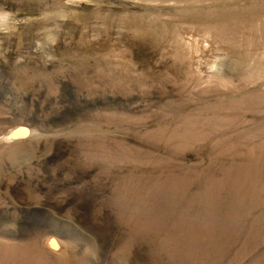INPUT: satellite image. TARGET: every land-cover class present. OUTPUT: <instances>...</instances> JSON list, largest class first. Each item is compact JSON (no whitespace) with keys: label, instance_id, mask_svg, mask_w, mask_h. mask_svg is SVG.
Here are the masks:
<instances>
[{"label":"rangeland","instance_id":"rangeland-1","mask_svg":"<svg viewBox=\"0 0 264 264\" xmlns=\"http://www.w3.org/2000/svg\"><path fill=\"white\" fill-rule=\"evenodd\" d=\"M0 264H264V0H0Z\"/></svg>","mask_w":264,"mask_h":264}]
</instances>
